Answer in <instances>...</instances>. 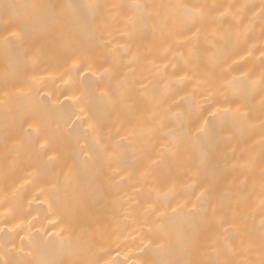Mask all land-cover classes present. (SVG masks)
Listing matches in <instances>:
<instances>
[{"label":"bare ground","instance_id":"1","mask_svg":"<svg viewBox=\"0 0 264 264\" xmlns=\"http://www.w3.org/2000/svg\"><path fill=\"white\" fill-rule=\"evenodd\" d=\"M88 3L98 7L87 24L49 33L41 15L22 41L2 7L78 20L67 5ZM262 9L0 0V264H259ZM118 82L135 102L112 109ZM205 119L214 144L202 149Z\"/></svg>","mask_w":264,"mask_h":264},{"label":"snow or ice","instance_id":"2","mask_svg":"<svg viewBox=\"0 0 264 264\" xmlns=\"http://www.w3.org/2000/svg\"><path fill=\"white\" fill-rule=\"evenodd\" d=\"M5 12L11 11L13 19L8 21V26H16L20 29L19 32L11 33L12 37L17 40H23L25 34L28 30L33 29L37 26L39 18L41 15L48 16V22L45 26L46 32H55V31H68L73 29L77 23L83 25L87 24L89 20V16L94 9L98 6L95 4H83L79 6L74 5H67L69 8H78V20H73L71 17H63L61 18L62 14L60 13H48V12H40V11H33L31 16H24L22 15L21 10L28 8V9H48L52 6L49 5H16V4H4L2 5ZM264 12V9H262ZM107 95V93H105ZM135 90L133 88H129L126 85V82H118L115 85L114 95L109 97L110 106L112 109H117L121 105L130 106L135 102L134 100ZM91 127V126H90ZM196 137L200 141L201 148L203 149L205 146L207 148H211L214 144V130L212 125L210 124L209 120L205 119L203 124L196 129ZM202 156L207 159L208 152L202 151ZM91 159V156H89ZM203 162V161H202ZM203 194V193H202ZM261 228L264 230V221L261 223ZM43 264V262H41ZM168 264V262H166ZM193 264H236L235 261L230 259L224 260H216V261H195ZM259 264H264V257L260 260Z\"/></svg>","mask_w":264,"mask_h":264}]
</instances>
